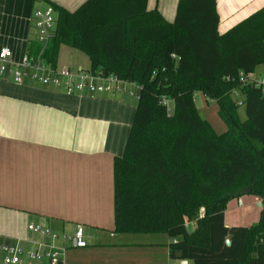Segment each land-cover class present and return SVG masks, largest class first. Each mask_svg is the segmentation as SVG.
Masks as SVG:
<instances>
[{
  "label": "trees",
  "instance_id": "1",
  "mask_svg": "<svg viewBox=\"0 0 264 264\" xmlns=\"http://www.w3.org/2000/svg\"><path fill=\"white\" fill-rule=\"evenodd\" d=\"M53 7L57 26L45 51L53 67L66 45L87 54L91 70L140 86L125 152L114 163L115 231L166 234L170 258L189 264H264V94L226 80L264 64V7L223 34L216 0H179L173 22L148 0ZM39 51L37 41L27 45L29 55ZM196 93L217 101L225 132L201 116ZM244 193L262 199L261 219L228 227L227 203Z\"/></svg>",
  "mask_w": 264,
  "mask_h": 264
},
{
  "label": "crops",
  "instance_id": "2",
  "mask_svg": "<svg viewBox=\"0 0 264 264\" xmlns=\"http://www.w3.org/2000/svg\"><path fill=\"white\" fill-rule=\"evenodd\" d=\"M86 1L0 0V48H12L20 60L36 41V9L57 5L73 12ZM216 3L220 34L264 7V0ZM178 4L148 0V8L170 22ZM90 66L81 50L60 47L58 68ZM137 104L127 92L70 94L29 78L0 77V244L20 248L22 264H50L47 257H26V251L37 249L35 241L66 245V264H186L170 258L166 234L140 242V233L115 231L114 163L125 152ZM31 223L56 237L30 231ZM225 223L244 225L226 216ZM79 225L85 248L70 242ZM6 255L0 248V264H6Z\"/></svg>",
  "mask_w": 264,
  "mask_h": 264
},
{
  "label": "built area",
  "instance_id": "3",
  "mask_svg": "<svg viewBox=\"0 0 264 264\" xmlns=\"http://www.w3.org/2000/svg\"><path fill=\"white\" fill-rule=\"evenodd\" d=\"M36 18V41L40 44V51L36 55L26 54L17 60L12 48L6 46L0 48V77L12 74L16 78H29L46 86L61 88L67 93H108L121 94L129 93L130 96L137 97L140 86L134 82L121 79L116 74L105 75L101 71H93L90 68H58L53 67L45 58V51L51 41L57 26V12L53 6L39 8L35 10ZM228 82L237 81L242 85H254L260 88L264 94V70L261 72L239 71L235 75L226 77ZM128 86H132L131 89ZM232 95L237 102L242 105L241 93L239 90L232 91ZM197 93L194 98L196 100ZM162 103L167 107L169 113L173 111L172 102L164 98ZM238 204L243 205L242 198L238 199ZM30 231L56 237L52 235L49 228L42 224L31 223ZM71 245L75 248H85L88 246L85 229L79 225L74 234L70 237ZM37 249L26 251V257L30 260L47 257L50 264H66L68 248L66 245L58 246L53 242L35 241ZM6 253V264H22L23 251L15 246L1 245ZM47 248V250H43Z\"/></svg>",
  "mask_w": 264,
  "mask_h": 264
},
{
  "label": "rangeland",
  "instance_id": "4",
  "mask_svg": "<svg viewBox=\"0 0 264 264\" xmlns=\"http://www.w3.org/2000/svg\"><path fill=\"white\" fill-rule=\"evenodd\" d=\"M263 70H264V64H261L257 67L256 72L258 73ZM128 88H132V86H128ZM241 99L243 100V96H241ZM196 105L197 108L199 109L201 116L204 119L208 120L218 133H223L228 129L227 125L220 117L219 105L217 101H213L211 99L208 100L203 94L197 93ZM238 114L242 121L246 119L247 116H246V110L244 104L239 106ZM239 197L242 198L243 200L242 206H239L238 204ZM260 202H262V199L258 195L252 193H244L241 196H236L231 198L227 203V207L225 211L226 220H233V222L242 220L244 221L245 226H251L258 223L262 215V207L258 205ZM192 223L195 222L189 221L188 223L190 230H193L195 228V225ZM163 236L166 235L139 234L138 239L140 242H150L157 240Z\"/></svg>",
  "mask_w": 264,
  "mask_h": 264
},
{
  "label": "water",
  "instance_id": "5",
  "mask_svg": "<svg viewBox=\"0 0 264 264\" xmlns=\"http://www.w3.org/2000/svg\"><path fill=\"white\" fill-rule=\"evenodd\" d=\"M258 205H259L260 207H262V202H260ZM227 244H228V245L231 244L230 239L227 240ZM184 262L187 264L188 261H187V260H184Z\"/></svg>",
  "mask_w": 264,
  "mask_h": 264
}]
</instances>
